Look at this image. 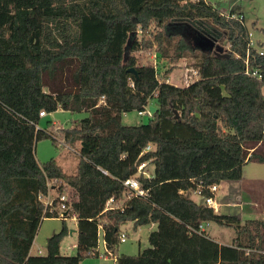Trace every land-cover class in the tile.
Instances as JSON below:
<instances>
[{"label":"trees","instance_id":"obj_1","mask_svg":"<svg viewBox=\"0 0 264 264\" xmlns=\"http://www.w3.org/2000/svg\"><path fill=\"white\" fill-rule=\"evenodd\" d=\"M191 33L194 41L206 35L229 45L209 51ZM248 43L244 19L208 0H0V106L28 126L41 111L87 112L61 128L69 144L80 146L75 174L36 157L39 140L57 141L52 127L0 132V264H81L85 254H97L100 224L114 264H264L263 220L237 223L231 244L197 231L204 222L239 221L204 199L215 198L211 186L240 179L249 161L264 163V41L249 57L261 79L245 72ZM154 47L172 63L197 58L199 75L186 86L161 80L156 66L137 55ZM151 99L157 109L147 122H122L124 112L143 110ZM143 161L154 164L151 176L137 175ZM131 176L147 194L105 210L109 198L122 200L123 180ZM66 186L73 190L62 227L47 238L46 254H32L43 219L60 217ZM195 188L200 201L190 195ZM51 192L46 206L40 196ZM73 212L77 254L65 255L61 241ZM128 222L157 224L137 255L116 250Z\"/></svg>","mask_w":264,"mask_h":264},{"label":"rangeland","instance_id":"obj_2","mask_svg":"<svg viewBox=\"0 0 264 264\" xmlns=\"http://www.w3.org/2000/svg\"><path fill=\"white\" fill-rule=\"evenodd\" d=\"M213 4H218L221 12L228 15L232 10L238 12L244 17V24L248 30V36L255 46H259L264 41V0H208ZM189 34V33H188ZM194 41V36L191 33ZM225 49L228 43L225 40L217 41ZM137 55L142 62L150 63L156 66L159 78L178 85L186 86L189 82L196 79L194 71L197 58L193 56L184 57L177 62H170L168 58H159L155 47L150 49H140ZM170 67L172 70L167 72ZM167 73V74H166ZM166 77V78H164ZM150 105H156V99L150 100ZM149 113L141 114L138 110H131L123 113L122 122L128 125H138L149 120ZM87 115L86 111L63 109L59 107L56 111L46 113L41 116L36 125L28 126L23 118L19 117L13 111L0 106V132L13 133L17 131H30L38 128H51L57 137L54 142L52 138H44L36 143L35 154L40 163L55 159L62 169L68 174H75L78 169L80 158L79 143L69 144L65 139L61 128H72L83 117ZM146 175L151 176L154 173V164L150 163L145 167ZM67 193L72 192L70 186H66ZM215 200L217 205L214 207L221 214L237 215L239 221L233 225H220L215 221H209L206 224L208 236L224 244H231L237 234V223L244 224L248 219L264 221V163L249 161L243 167V175L240 179L226 180L219 184L216 190ZM190 195L200 201L197 195L191 191ZM54 197V192L49 194V198ZM67 224L69 229H77L75 220L68 217ZM62 227L61 217H46L40 224L34 243L32 245V254H46L47 238L54 232H58ZM155 229L154 224L140 225L134 228L132 222L122 226V230L127 231V240L119 242L116 246L118 254L137 255L144 248L150 246L148 234ZM126 233V232H125ZM103 230L99 231V251L104 253ZM77 233H68L61 241L60 251L65 255L77 254ZM115 255H88L85 254L81 264H114Z\"/></svg>","mask_w":264,"mask_h":264},{"label":"built area","instance_id":"obj_3","mask_svg":"<svg viewBox=\"0 0 264 264\" xmlns=\"http://www.w3.org/2000/svg\"><path fill=\"white\" fill-rule=\"evenodd\" d=\"M228 16L234 17V18L237 17L240 20L244 19L242 14H240V15H236V14L230 15V14H228ZM254 46L255 45H254L253 41L249 38L248 50H247L246 57H245V72L247 74H251V75L256 76L259 79H261L262 78V73H261V70H260V66L252 65L250 63V59H249V57H250V48L254 47ZM259 53L263 54L264 51L262 49H260ZM194 74L196 76L199 75L198 69H196L194 71ZM139 113H141V114H144V113L151 114V112L149 110V107H146L145 109L140 110ZM40 115L44 116V115H46V113L44 111H41ZM152 147H153L152 144L149 143L143 149L142 153L148 151ZM147 164H148L147 161H143V162H141L138 165L137 175L140 174V173L146 175L145 167L147 166ZM146 176H149V175H146ZM123 184H124V186H125V188L127 190H126V193H125L124 197L122 198V200L117 202L114 197L109 198L107 203H106L105 210L106 209H110V208L124 209L127 201L130 200L132 197H134V196H145L147 194V189L142 187V185L140 183V180L138 179L137 176H131L129 178H126L125 180H123ZM210 189L212 191L216 192V190L218 189V186L217 185H213V186L210 187ZM191 191H192V193L194 195H197V196L201 195L200 188H195V189H193ZM40 197H42L44 199V202H45L46 206L52 205L53 197L51 199L49 198V195L46 196V197H43V196H40ZM71 199H72V195H71V193L70 194L67 193V191H64L62 194L59 195L58 200H59L60 203H59V206H58V211H59L60 217H63L66 214V212L70 210ZM204 204L209 205V206H211L213 208L217 205L215 198L211 197V196L210 197H206L204 199ZM53 210H54L53 208L50 209V211H53ZM71 215H72L71 216L72 218H76V215H75L74 212L71 213ZM206 225H207L206 222L200 224L198 229H197V231H199V232L206 231ZM100 228L102 229V225L101 224L99 225V231H100ZM126 240H127V234L125 232H122L121 236H120V241L123 242V241H126ZM103 243H104V246H105V242H103ZM104 250H105L104 253H100L99 246H98V249H97V254L98 255L97 254L96 255L99 256V255H112L113 254L111 252H107L106 251V246H105ZM92 254L95 255V252H93ZM115 260H116V255H115L114 262H115Z\"/></svg>","mask_w":264,"mask_h":264},{"label":"water","instance_id":"obj_4","mask_svg":"<svg viewBox=\"0 0 264 264\" xmlns=\"http://www.w3.org/2000/svg\"><path fill=\"white\" fill-rule=\"evenodd\" d=\"M196 45L200 48L206 49V50H213L215 47H217L216 40L210 38L209 36L202 35L196 38ZM129 71L136 73V69L134 67L129 68ZM157 109L156 106L150 105L149 110L151 114Z\"/></svg>","mask_w":264,"mask_h":264},{"label":"crops","instance_id":"obj_5","mask_svg":"<svg viewBox=\"0 0 264 264\" xmlns=\"http://www.w3.org/2000/svg\"><path fill=\"white\" fill-rule=\"evenodd\" d=\"M45 116V115H44ZM74 220H75V222H76V225H77V219L76 218H73ZM66 222H67V220H66ZM151 224H154V227L156 228L157 227V224L156 223H151ZM68 225V224H67ZM69 227V226H68ZM69 232L70 233H73V232H76L77 233V235H78V232H77V229H69ZM35 240V239H34ZM34 243V242H33ZM221 243V242H220ZM74 246H76V244H74ZM104 248H105V246H104ZM31 249H32V247H31Z\"/></svg>","mask_w":264,"mask_h":264}]
</instances>
